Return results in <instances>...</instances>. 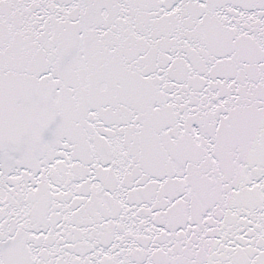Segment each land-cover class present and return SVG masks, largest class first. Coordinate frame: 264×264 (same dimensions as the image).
I'll list each match as a JSON object with an SVG mask.
<instances>
[{
    "label": "snow or ice",
    "instance_id": "1",
    "mask_svg": "<svg viewBox=\"0 0 264 264\" xmlns=\"http://www.w3.org/2000/svg\"><path fill=\"white\" fill-rule=\"evenodd\" d=\"M0 264H264V0H0Z\"/></svg>",
    "mask_w": 264,
    "mask_h": 264
}]
</instances>
